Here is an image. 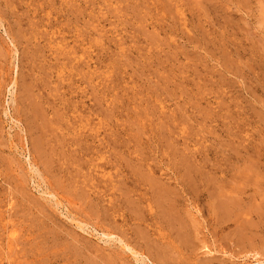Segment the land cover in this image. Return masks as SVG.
I'll return each mask as SVG.
<instances>
[{"label": "rangeland", "instance_id": "374dc122", "mask_svg": "<svg viewBox=\"0 0 264 264\" xmlns=\"http://www.w3.org/2000/svg\"><path fill=\"white\" fill-rule=\"evenodd\" d=\"M0 264H264V0H0Z\"/></svg>", "mask_w": 264, "mask_h": 264}, {"label": "bare ground", "instance_id": "6f19581e", "mask_svg": "<svg viewBox=\"0 0 264 264\" xmlns=\"http://www.w3.org/2000/svg\"><path fill=\"white\" fill-rule=\"evenodd\" d=\"M160 188L163 189V186L160 187ZM159 190H160V189H158L157 194H156V195H158V196H157L158 198L155 197V198H156V199H155L156 202H157V199H158V201L162 200V199H161L162 196H163V195H166L167 192H168V190H167V192L164 191V192H166V194H164V193L161 194ZM163 190H164V189H163ZM161 192H162V191H161ZM159 193H160L162 196L159 195ZM170 193H171V192H170ZM156 195H155V196H156ZM170 195H171V194H170ZM160 197H161V198H160ZM163 197H164V196H163ZM166 197H167V196H166ZM159 198H160V199H159ZM165 199H166V198L163 199V200H164V201H163V202H164V205H165V204H168V203H165V202H168V201H166ZM167 199H168V197H167ZM172 199H173V197H172ZM145 201H147V200H145ZM147 202H149V201H147ZM169 202H170V201H169ZM173 202H174V200H173ZM173 202H172V203H173ZM157 203H158V202H157ZM160 203H161V201H160ZM158 204H159V203H158ZM161 204H163V203H161ZM161 204H160V205H161ZM146 205H147V204H146ZM146 205L144 204V206H146ZM164 205H163V206H164ZM165 206H166V205H165ZM168 206H169V205H168ZM172 208H173V207H172ZM143 209H144V208H143ZM173 209H174V208H173ZM173 209H172V210H173ZM146 210H147V209H146ZM162 211H163V210H162ZM163 212H164V211H163ZM176 212H177V211H176ZM158 213H159V212H158ZM177 213H180L179 210H178ZM170 214H171V212H170ZM188 214L191 215V218L193 217L192 214H190V213H188ZM224 214H225V213H224ZM229 214H230V213H228V215H229ZM165 215H166V212H164V216H165ZM167 215H169V214H167ZM175 215H176V214H175ZM175 215H170L169 217H172V216H173V218H174ZM180 215H181V214H180ZM225 215H227V214H225ZM164 216H162V219H163ZM184 216H185V218L188 217V215L186 216V214H184ZM223 216H224V215H223ZM179 217H180V216H179ZM180 218H182V217H180ZM185 218H184V219H185ZM193 218H194V217H193ZM167 219H168V218L165 217V219H164L163 221H164V222H166V221L168 222L169 220H167ZM186 219H187V218H186ZM148 220H149V219H148ZM165 220H166V221H165ZM171 220H172V219H171ZM171 220H170V221H171ZM174 220H176V219L174 218L173 221H171V223H173ZM180 220H181V219H180ZM187 220H189V219H187ZM192 220H193V219H192ZM192 220H190V221L192 222ZM132 221L134 222V220H132ZM185 221H186V220H185ZM194 221H195V220H194ZM148 222L150 223V220H149ZM148 222H147V223H148ZM177 222H180V221L177 220ZM177 222H176V223H177ZM144 223H145V222H144ZM153 223H154V222H153ZM171 223H170V224H171ZM174 223H175V222H174ZM180 223H181V222H180ZM188 223H189V222H188ZM164 224H165V223H164ZM166 224H167V223H166ZM166 224H165V225H166ZM182 224H183V222L181 223V225H182ZM145 225H146V223H145ZM148 225H149V224H148ZM154 225H155V223H154ZM154 225H153V226H154ZM167 225H169V222H168ZM173 225H174V224H173ZM176 225H178V223H177ZM192 225H193V224H192ZM141 226H143V225H141ZM151 226H152V225H151ZM153 226H152V227H153ZM158 227H160V226H158ZM158 227H157V228H158ZM182 227H184V226H182ZM182 227H181V228H182ZM145 228H146V227H145ZM157 228H156V229H157ZM181 228H180V230H184V229H181ZM185 228H187V227H185ZM194 228H197V227L194 226ZM158 229H159V228H158ZM197 229H198V228H197ZM145 230H146V229H145ZM149 230H150V229H149ZM149 230H148V231H149ZM177 230H178V228H177ZM146 231H147V230H146ZM151 231L154 232L153 230H151ZM151 231H150V232H151ZM178 231H179V230H178ZM185 231H186V230H185ZM185 231H184V233H185ZM194 231H196V230H194ZM192 232H193V231H192ZM238 232H239V231H238ZM193 233H194V232H193ZM158 234H159V233H157V234L154 233L155 236H156V235L159 236ZM166 234H167V233H166ZM175 234H176V233H175ZM175 234H174V235H175ZM178 234H179V233H177V236H178ZM242 234H243V233H242ZM164 235H165V234H164ZM193 235H194V234H193ZM196 235H197V234H196ZM240 235H241V234H240ZM244 235H245V234H243L242 236H244ZM177 236H176V237H177ZM181 236H182V234H181ZM186 236H187V233H186ZM242 236H240V237H241V240L243 239ZM160 237L163 238L162 236H160ZM165 237H167V238H164V239H168V235H165ZM169 237H171V235H170ZM174 237H175V236H174ZM176 237H175V238H176ZM184 237H185V234H184ZM184 237H181V240H182V239L185 240V241H186V240H189V238H187V237L184 238ZM192 237H194V236H191V238H192ZM161 238H160V240H161ZM177 238H178V237H177ZM164 239H163V240H164ZM172 239H173V237H172ZM178 239H179V238H178ZM160 240H159V241H160ZM193 240H194V239H193ZM244 240H245V238H244ZM166 241H167V240H166ZM170 241H172V240H170ZM185 241H183V243H184ZM189 241H190V240H189ZM194 241H195V240H194ZM173 242H175V241H173ZM173 242H171V243L173 244ZM179 242H180V241H178V243H179ZM186 242H187V241H186ZM190 242H192V241H190ZM190 242H189V244H191ZM163 243H165V242H163ZM175 244L177 245V243H175ZM179 244L181 245V243H179ZM186 244H188V243H186ZM186 244H185V245H186ZM189 244H188V245H189ZM173 246H174V244H173ZM173 246H171V248H172ZM189 246H190V245H189ZM177 247L180 248L179 245H178ZM177 247H176V248H177ZM182 247H183V246H182ZM185 247H186V246H185ZM176 248H175V249H176ZM179 248H178V249H179ZM147 249H148V251H149L150 248H147ZM183 249H184V248H182V250H183ZM187 249H188V248H187ZM157 250H158V249H157ZM169 250H170V246H169V248H168V252H169L170 255H171V252H170ZM173 250H174V249H173ZM180 250H181V249H180ZM182 250H181V251H182ZM161 251H162V250H161ZM175 251H176V250H175ZM209 251H210V250H209ZM149 252H150V251H149ZM154 252H155V251H154ZM156 252H158V251H156ZM156 252H155V253H156ZM163 252H164V251H163ZM163 252H161V253H163ZM176 252H177V251H176ZM161 253H160V255H161ZM165 253H166V251H165ZM177 253H178V252H177ZM153 254H154V253H153ZM157 254H158V253H157ZM179 254H180V253H179ZM160 255H157V256H160ZM170 255H169V259H171V258L173 257V254H172V257H171V258H170ZM181 255H182V253H181ZM157 256H156V257H157ZM165 256H167V254H165L164 256H163V255L160 256L159 259H161V257H162V260H163V259H166ZM176 257H177V256H176ZM157 258H158V257H157ZM169 259H168V260H169ZM172 260H173V258H172ZM172 260H171V261H172Z\"/></svg>", "mask_w": 264, "mask_h": 264}]
</instances>
